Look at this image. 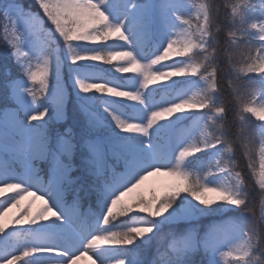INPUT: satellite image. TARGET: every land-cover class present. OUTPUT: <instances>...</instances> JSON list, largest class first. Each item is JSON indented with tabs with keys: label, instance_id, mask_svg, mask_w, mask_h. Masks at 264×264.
<instances>
[{
	"label": "rangeland",
	"instance_id": "obj_1",
	"mask_svg": "<svg viewBox=\"0 0 264 264\" xmlns=\"http://www.w3.org/2000/svg\"><path fill=\"white\" fill-rule=\"evenodd\" d=\"M257 2L264 13V0ZM36 5L39 12L14 2L3 7L4 42L28 82L9 84L17 109L0 111V264H11L20 255L23 264H122L100 240L104 226L96 224L89 232L79 210L64 203L66 188L60 181L67 178L68 168L57 153L71 158L72 137L67 129L53 141L47 129L64 122L71 92L88 119L89 130L101 134L88 143L89 155L113 174L114 197L101 212V221L118 202L129 203L138 193L159 197L180 192L190 177L185 166L196 152V135L203 146H207V135L200 116L191 110L178 112L179 91L166 86L174 75H186L194 84L201 82L186 56L208 43L206 8L182 0H36ZM175 14L193 16L198 36L193 38ZM152 23L161 28L160 34L148 31ZM253 35L264 41V23ZM170 42L177 49L162 54ZM33 83L48 104L41 111L35 104ZM252 116L262 125L259 182L264 186V102ZM50 154L51 175L44 182L38 164ZM109 159L118 165L116 169L109 166ZM171 167L175 169L173 182L157 184L154 175L167 174ZM98 174L101 169L95 171ZM145 175L150 177L147 182ZM242 189L239 177L230 173L205 184L207 199L224 196L228 208H235ZM156 217L169 223L198 219L190 205L180 211L166 209ZM229 232L235 234L228 244L231 252H243L246 246L229 220L214 224L209 234H224L222 239H227ZM24 233L29 240L19 241ZM182 241L195 248L194 236ZM176 246L170 244L172 249ZM17 247L22 252L18 256ZM201 248H207L205 242ZM212 257L221 263L224 253L214 250Z\"/></svg>",
	"mask_w": 264,
	"mask_h": 264
},
{
	"label": "trees",
	"instance_id": "obj_2",
	"mask_svg": "<svg viewBox=\"0 0 264 264\" xmlns=\"http://www.w3.org/2000/svg\"><path fill=\"white\" fill-rule=\"evenodd\" d=\"M189 1L203 3L206 7L205 29L209 42L205 49L186 57L199 70L198 77L212 76L217 95L215 102H211L209 94L199 101L202 108L197 114L207 120L208 144L204 147L198 139L199 149L185 166L190 177L185 178L180 192L159 197L138 193L129 203L118 202L101 221V212L106 210L112 198L113 174L100 168L89 155L88 143L101 134L89 130L88 119L70 92L64 122L52 123L47 129V135L53 141L55 137L64 136L67 129L72 137L71 158L57 153L68 168L65 204L78 208L80 215L86 217L89 232L96 224L104 226L101 241L122 264H264V219L261 217L264 186L259 182L263 133L261 125L252 116V109L264 91L261 81L264 41L253 35L263 25L264 13L257 0ZM10 2L39 12L36 0H0V111L16 108L10 97L9 83L28 82L3 38L6 28L3 7ZM107 76L109 74H105ZM181 85L184 83L176 86ZM32 90L37 109L41 111L48 104L36 83L32 84ZM216 113L221 116L214 117ZM49 146L55 153L52 142ZM52 154L38 164L45 182L50 178L48 170L52 165ZM108 162L113 169L117 168L113 162ZM98 169L102 174L95 175ZM226 172L239 175L243 182L244 189L235 208H228V199L224 196L217 200L207 199L206 181ZM186 205L193 208L198 218L196 222H160L156 217L158 212L180 211ZM223 219L240 225L246 245L243 252L234 254L227 250L223 262L219 263L212 258V248L205 251L200 247L181 245L170 248L171 242L189 234L195 235L198 241L205 239L212 226ZM20 235L19 241L29 240L25 233ZM20 253L21 248L17 247L15 254ZM23 258L20 255L11 264H23Z\"/></svg>",
	"mask_w": 264,
	"mask_h": 264
},
{
	"label": "crops",
	"instance_id": "obj_3",
	"mask_svg": "<svg viewBox=\"0 0 264 264\" xmlns=\"http://www.w3.org/2000/svg\"><path fill=\"white\" fill-rule=\"evenodd\" d=\"M192 18H193V16H192ZM176 19L181 25L186 26L188 28V33H190V35L193 38L198 36V32L200 29L198 27V24H197L195 18H193V21H190V20L182 21L181 19H179V17H176ZM175 26H176L177 31H181L184 34V36L187 34V32H185L179 26H177V25H175ZM148 27H149L148 31L150 33H153L156 35L161 33V30H160L161 28L157 27L154 23L150 24ZM167 36H168V34H166V37ZM174 38H177V37L175 36ZM169 39H171V38H169ZM167 49L168 50H165V48H163V50H161V53L166 54L167 51H169L170 53L174 52L175 49H177V44H175V43L172 44L170 42ZM197 50H202V49L200 48V49H196L193 51H197ZM158 53L160 54V51H158ZM185 72L186 71L183 70V74ZM197 74H198V70H197ZM263 76H264V72L261 74V81H262V84L264 86V77ZM172 77H173V75H172ZM184 77L185 78H180L179 75H174L172 81H170V85L166 86L167 89H171V88L175 89V85H177L178 83L179 84L184 83V85H181L175 89L176 91H179V94H180V98H178L177 105H176L178 112L182 111L183 113H186L190 110L194 113L199 112L202 108V105L200 103L201 102L200 99L205 98L207 94H209L212 97L211 102H215V100L217 99V95H216L215 84H214V81H213V78L211 75L199 78V79H201V82H199L197 84H194L193 80L191 81V79H188V77L186 75H184ZM168 96L169 95H167V98H168ZM263 102H264V91L261 93V95L259 97V101L257 102V104L253 107L252 112L254 113L256 108L259 107ZM219 115H220V113H216L214 115V117H218ZM54 179H57V178H52L51 180L54 181ZM60 184L63 188H66L68 185V181L66 182L65 179L61 180ZM228 234L230 235V237L227 239H222L221 235L224 236V234H221V235L219 234L217 237L213 236V234H211V235L209 234L205 240H202L199 242V245L201 247V242H205L207 247H213V248L216 246H219V245H223V248L225 249V253L228 251L231 252V249L228 247V244L230 241H232L233 237H235V234L230 233V232ZM185 246L192 247L191 245L189 246L188 244Z\"/></svg>",
	"mask_w": 264,
	"mask_h": 264
},
{
	"label": "bare ground",
	"instance_id": "obj_4",
	"mask_svg": "<svg viewBox=\"0 0 264 264\" xmlns=\"http://www.w3.org/2000/svg\"><path fill=\"white\" fill-rule=\"evenodd\" d=\"M129 58H127V60H128ZM174 173H175V169L174 168H170L169 170H168V173L167 174H160V173H156L155 175H154V178H155V181H156V183L158 184H171L172 182H173V179H172V176L174 175ZM148 178H150V177H148L147 175H145V179H146V182H147V180H149ZM175 178V177H174ZM142 183V184H140V187L141 188H145L146 187V185H147V183ZM133 193V190H130L129 192H128V194H132Z\"/></svg>",
	"mask_w": 264,
	"mask_h": 264
}]
</instances>
